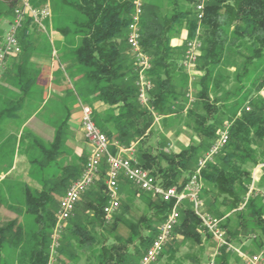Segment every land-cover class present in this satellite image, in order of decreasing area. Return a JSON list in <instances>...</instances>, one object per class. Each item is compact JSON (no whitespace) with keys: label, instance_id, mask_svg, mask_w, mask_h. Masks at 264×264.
Wrapping results in <instances>:
<instances>
[{"label":"trees","instance_id":"obj_1","mask_svg":"<svg viewBox=\"0 0 264 264\" xmlns=\"http://www.w3.org/2000/svg\"><path fill=\"white\" fill-rule=\"evenodd\" d=\"M61 2L72 13L83 18L81 21L73 20L72 23L61 25L57 29L65 39L78 38L77 44L69 50V57H65L57 47L59 44L56 42L55 46L53 42L56 54H59L57 58L60 65L71 62V67L82 69L84 84L68 89V92L70 91L68 96L73 94L78 99L94 95L97 100L115 106L117 109L114 117L115 132L103 128L95 121L107 136L111 153L115 154L117 150L111 145L112 140L127 147L131 140L143 139L149 134L147 132L152 124V114L167 111L174 105V101L179 100L177 87L181 86L178 84L186 80L187 76L177 62L183 58L186 42L194 39L198 30L195 0H164L166 6L162 8L153 4L152 0H142L140 43L143 51L151 56L152 67L148 76L154 85V90L151 88L148 94L149 107L141 105L138 101L134 61L129 59L124 49V45H127L126 33L133 0H61ZM3 4L5 8L0 12V19L9 22L17 7V0H5ZM163 9L168 10L162 13ZM200 22L203 31L199 35L202 42L197 60L201 62L198 69L201 68L203 72L197 78L196 85L199 86L197 100L207 113H212L218 109L210 105L209 85H212L213 93H216V88L220 84L219 75L213 73L225 55L229 53L242 55L240 71L236 73L238 78L247 75L252 65L263 62L260 74L251 81V87L245 89L248 95L253 90H261L264 85V0H207ZM31 25L36 26L32 18L27 16L17 35L20 52L15 56L22 54L24 58L17 64L15 59L10 60V56L14 55L6 58L3 72L16 67L12 77L18 84V95L5 102L2 100L0 105L4 110L0 111V119L18 117V111H23L25 104H30V108L35 107V110H40L38 107L42 106V101L39 103L37 100L42 95L39 96L40 93L33 91L36 83L33 71L38 69H35L33 63L28 64L29 67L25 63L26 56L36 50V44L32 40L33 33L29 28ZM181 28L186 32L183 45L172 46L171 40L177 36ZM45 36L44 47L48 49V55H51L52 45L49 37ZM72 104L73 102L67 104L64 116L57 115L52 120L46 118V122L55 128V137L50 145L33 139L37 155L43 158L45 164L49 162L56 164V159L64 156L63 146L69 137L67 121ZM249 104L248 110L244 108L239 115L233 113L228 118L230 125L227 143L201 170L203 183L201 197L205 198L208 212L215 217H224L222 226L227 232L226 235L228 234V240L235 237L240 229L250 230L255 233L254 240L260 249L264 247V204L261 198L250 196L244 207L238 209L251 182V169H248V165L253 167L264 161V99L257 95L250 98ZM46 107L48 108V105ZM93 118L95 120L94 116ZM207 120L208 117L205 115L196 116L195 123L200 134L198 145H190L172 153L163 151L152 153L147 149H138L134 154L138 165L148 169L163 187H183L195 168H191V162L195 157L198 160L217 138L219 130L216 132L215 128V131H210L205 127ZM57 168L61 169L62 177L52 185L44 182L40 189L35 190L27 184L21 186L23 212L31 216L35 227L27 231L17 219L0 225V264H46L49 235L57 208L56 206L53 210L54 193L62 188L64 192L82 170L76 165H57ZM104 169L102 166L101 174ZM261 181H264V169ZM122 184L147 194L143 202L151 210L150 218L141 215L136 222L127 225L128 231L124 237L117 236L115 243L109 247L101 245L97 254L93 256L95 264L137 262L155 238L159 225L171 207L170 202L139 190L125 179L120 181L121 193ZM150 196L156 199L152 201ZM106 201L107 198L103 194L98 203L86 205L92 212V217L87 220L90 228L80 224L78 219L64 228L69 237L65 235L61 237L56 264L60 262L65 264V260L75 256L71 253L73 243L81 247L82 251L89 253L92 252L93 246L98 245V239L92 230L95 223L103 227L106 223L103 217V206ZM232 214L235 217L234 224L231 225ZM117 221L114 215L110 230L115 228ZM199 225L198 217L190 205L185 203L168 243L174 237H181V242L200 244L202 235ZM206 236L212 239L207 233ZM167 244L157 259L163 251L172 249L167 248ZM230 255L231 253L222 251L216 256L215 264H229Z\"/></svg>","mask_w":264,"mask_h":264},{"label":"rangeland","instance_id":"obj_2","mask_svg":"<svg viewBox=\"0 0 264 264\" xmlns=\"http://www.w3.org/2000/svg\"><path fill=\"white\" fill-rule=\"evenodd\" d=\"M3 1L0 0V12L4 10V4ZM153 4L159 5L160 8L165 7L166 4L164 0H152ZM27 3L28 6H30L33 9L41 8L43 6H48L51 12V16L48 21H45L44 24H46L47 34L39 29L37 26H29L33 33L32 40L36 44V50L29 53V56H26L25 63L28 66V64L31 63V58L36 59H50L52 60H59L57 57L59 54H55V56L48 55V49L44 47L46 46V36L52 37L53 42H55L56 46V34L58 32V27L61 25H65L67 23H72L73 20L81 21L83 18L76 13H72V11L68 8H66L61 0H17V7L16 8H22L23 5ZM150 4V3H149ZM153 4L150 6L152 7ZM168 9H163L161 12L165 13ZM14 15V13H13ZM12 15V17H13ZM28 15H25V18ZM11 17V19H12ZM6 19H0V40L2 39V34L4 32V29L6 28ZM182 31H184L183 28L179 30L177 33V36L174 38H180ZM203 31V26L200 21H198V30L196 32V36L194 38L198 39L200 42H202L199 35ZM186 37V36H185ZM185 38L181 41V45H183V41ZM66 42L68 44L74 45L77 44L78 38H67ZM57 44H60L57 42ZM59 50H61V53L64 54L65 57H69L70 53L67 47L57 46ZM61 47V48H60ZM125 53L128 54L127 56L129 59L133 60V57L131 58V53L129 51V48L127 45H124ZM60 52V51H59ZM242 53L245 54V51L242 50ZM62 56V55H61ZM15 59V63H19L24 56L22 54L20 55H14L10 56L11 59ZM181 58V57H180ZM182 59L178 60V65H181ZM243 61L242 55L229 53L225 55L223 61L219 65V67L215 70L213 73L214 75H219L218 82L220 83L219 86L216 88V93H213V87L212 85H209V101L210 105L213 107H217V112L207 113L206 110L201 106V104L197 100L198 92H199V86L197 84V78L202 74L201 68L198 69L199 64L201 63L200 60H197L194 67L191 69L190 72L185 71L186 73V80H183L181 83L178 84L181 85L177 87V91L179 92V100L174 101V105L171 106L167 111L165 112H154L152 114V124L150 125L149 133L147 136H145L143 139L138 140H131L130 143H133L134 146V154L138 149H147L148 151L152 153H157L160 151H163L165 153H172V152H178L184 147H188L190 145H198L200 134H198L197 125L195 123L196 116L198 115H205L208 117V120L204 124L205 127H208L210 131L214 130L216 128V132L220 130L224 125L230 123L229 117L236 113L237 115L240 114V112L246 108L249 107V100L252 97H256L257 95L262 97L264 99V85L259 91L253 90L251 94H247L245 89L246 87H251V81L260 74L261 69V63H257L255 65H252L249 69V73L243 77H236V73L240 71V66ZM57 62V61H55ZM59 62V61H58ZM35 66V69H38L37 71L34 70L33 74L36 77V83L35 87L33 88V91H36L40 93L39 97L40 99H37L38 102L42 101L44 102V99H46L44 96L48 95L46 89L43 85L38 84L37 78L40 71V66L38 64L33 63ZM67 66H61L60 65V72L64 74L62 80L65 84L62 85V89L67 92L63 98L56 97L55 93H52V96L49 97V102L44 103L41 107L39 113L47 118L48 120H52L53 117H56L57 115L60 116L61 113H64L67 104L70 105V103L73 102V104H77L79 101L83 104H86L88 106H91L92 102V96L87 95L85 97H74L68 96L69 92L68 89L76 88L77 86H80L82 83L80 80L75 81V79L71 76H69L70 71L69 69H66ZM9 65L7 66V68ZM29 67V66H28ZM62 67V68H61ZM64 67V69H63ZM15 68L12 69H6L5 72H2V75L0 77V103L2 100L5 102L10 98H14L18 95V84L16 80L13 79V75L15 73ZM237 68V69H236ZM182 69H184L182 67ZM9 70V71H8ZM179 71V70H178ZM81 74V71L79 72ZM53 82V81H52ZM60 83V82H59ZM53 84V83H52ZM65 85V86H64ZM83 85V84H82ZM154 90V85L152 83V91ZM48 98V97H47ZM72 104V105H73ZM48 105V108L46 107ZM44 106V107H43ZM47 108V109H46ZM26 113L29 114V111H34L35 107L30 108V104H25ZM24 110V111H25ZM38 110V109H37ZM51 110V114L48 112ZM68 110V109H67ZM58 112V113H57ZM49 113V114H48ZM61 116H64V114H61ZM95 121L98 123V120L95 119ZM200 128V127H199ZM80 130H81V124H80ZM215 131V130H214ZM72 134V133H71ZM217 134V133H216ZM72 136V135H71ZM80 136V135H79ZM70 137V133H69ZM81 141L87 142L84 138L82 131H81ZM130 145V146H132ZM129 146V147H130ZM64 149V156L58 157L56 159V164L49 162L44 163L43 158H41L39 155L36 157H29V163L27 169H25L28 172V182L23 183L22 181L19 183L17 180H13L9 182L11 189L8 188L9 194H6V201L16 202L20 205H22V193H21V186L23 184H27L32 190L38 189L41 187L44 182H48V184L52 185L53 183L60 180L61 176V169L57 168V165H76L79 167V169L82 168L86 157L83 156H73L71 154V151L66 147V145L63 146ZM257 149V148H256ZM136 150V151H135ZM198 155V153L196 154ZM4 158V157H2ZM197 160V157L194 158V160L191 162V168L195 167V163ZM2 165V164H1ZM251 165H248V169H251ZM100 171L99 180L96 181L89 189H87L86 192H84L80 200L77 203L76 210L74 215L72 216L71 220H68L65 227H69L72 225L73 221L78 219L79 223L82 225H86L88 228L91 227L90 223H87V220L92 217V212H90L86 205L88 204H94L98 203L101 196L104 194V172ZM18 179V178H16ZM5 183V182H4ZM258 188L264 190V181L258 182V185H256ZM249 187V185H248ZM63 193V188L57 193H54V203H53V210L56 208L57 203L61 197V194ZM147 197V194L141 193L139 191H136L135 188L129 186V185H123L122 184V193L120 196V206L118 210L114 213V215L117 218V223L115 224V228L110 230V224L112 219L109 222H106L104 224V227L101 225H98L95 223V227L92 230L93 233L96 235L98 239V245L93 246V250L91 253L85 252L81 250V247L73 243V246L71 247V253L75 256L65 260V264H95V260L93 256L97 254L99 248L101 245H105L106 247H109L112 243H115V239L117 236H125L127 234L128 228L127 225L131 222H136L138 218L142 215L147 218H150L151 210L144 204L143 200ZM151 197V196H150ZM152 201L155 200L153 196L151 197ZM203 203H204V209L206 211V204H205V198L202 197ZM23 206V205H22ZM25 213V212H24ZM210 213V212H209ZM211 214V213H210ZM113 215V216H114ZM25 225L24 227L26 230H32L33 224H32V218L28 214L25 213ZM234 218L235 216L232 214L231 218ZM146 218V219H147ZM73 219V220H72ZM28 228V229H27ZM199 230L201 231L202 239H206V247L204 251L198 249L199 245L193 244L190 242H181V237H174L173 240H171L167 244L168 247H172V249H176V260L172 264H181V262L185 259H191V260H197L198 264H208L211 255H208L207 252H210L208 250L209 247L215 246V243L213 239H208L206 236V233L202 231L201 226L199 225ZM62 235L68 236L69 234L65 231L62 233ZM255 235L254 232L250 230H244L243 236L249 237L251 239H254L252 236ZM211 240V241H210ZM215 248V247H214ZM165 254V251H163ZM58 264H62L61 262Z\"/></svg>","mask_w":264,"mask_h":264},{"label":"built area","instance_id":"obj_3","mask_svg":"<svg viewBox=\"0 0 264 264\" xmlns=\"http://www.w3.org/2000/svg\"><path fill=\"white\" fill-rule=\"evenodd\" d=\"M207 0H195V13L198 21L204 15V7ZM132 11L126 33V43L133 57L137 87V98L141 105L149 107L148 94L152 88V81L148 72L152 67L151 56L143 51L140 43V22L143 14L142 0H133ZM32 18L39 29L47 34L45 21H48L51 12L48 6L33 9L27 3L22 8H15L14 15L9 21L7 29L0 40V77L5 69L6 58L20 52L18 31L22 27L25 15ZM52 45V56L56 51L53 47V39L49 37ZM201 49V42L194 38L186 42L181 66L190 72L194 67ZM81 131L90 145V153L77 178L72 180L61 195L54 213V225L49 235L48 258L46 264H56L60 240L67 221L74 215V211L81 195L99 180L102 164L104 170V194L107 198L103 206V217L109 222L120 204V181L125 179L139 190L158 196L165 202H170L171 207L158 227L157 234L141 258L134 264H153L164 246L171 238L173 228L176 226L180 216V210L185 203L190 205L193 213L198 217L201 228L211 236L215 243L213 257L208 264H215V257L222 251L235 253L243 264H264V247L255 253H246L236 247L228 240L226 231L222 226L224 217H215L204 209L201 197L203 183L201 170L207 162L213 160L214 156L227 143L230 123L224 125L218 132L217 138L196 162L188 181L181 188L177 186L163 187L159 181L146 168L138 165L134 153V146L128 147L129 156L122 155L123 149L115 154L111 153L110 142L105 133L97 126L92 108L79 102ZM248 110V107H246ZM264 161L257 163L251 169V182L248 191L238 209H242L250 196H259L264 204V190L256 186L258 175L263 172ZM256 238L255 235L252 236Z\"/></svg>","mask_w":264,"mask_h":264},{"label":"crops","instance_id":"obj_4","mask_svg":"<svg viewBox=\"0 0 264 264\" xmlns=\"http://www.w3.org/2000/svg\"><path fill=\"white\" fill-rule=\"evenodd\" d=\"M5 22L8 26L9 22L7 20H5ZM7 26L4 29L2 36L4 35ZM185 36L186 32L184 30L182 31L180 38H172L171 45L180 46L182 43L181 41L185 38ZM56 40L61 44V46L63 45L68 49H71L76 45V43L74 45L68 44L65 37L60 33L56 34ZM30 61L31 63H35L40 66L37 82L38 84L41 83L40 85H43L46 89L45 92L48 93V95L44 96L46 99H44L42 105L46 102H49V97L52 96V93H55V96L57 98H63V96H65L67 92L64 90V88L62 89V85L65 84L62 80L64 74L60 72V63L58 62V60H55L53 58L52 60L51 58H31ZM66 65H69V67L67 66V69H69L70 71L69 76L73 77L75 81L80 80L81 83L84 84V79L81 74H79L82 69L80 67H71V62L63 63V66ZM91 106L93 116L98 120L99 125L109 131L112 130L113 132H115L116 129L114 126V117L117 114V109L115 108V106H109L102 101L97 100L96 98H94V95H92ZM3 110L4 108L0 105V111ZM24 110L18 111V117L14 116L8 119H0V225H3L7 221L13 219H17L23 226L25 225V213L23 212V206L16 202L14 203L11 201H6V194H9L8 188L11 189V186L8 183L13 180H17L19 183L21 181L23 183L28 182V172L25 169H27L28 167V163L30 160L29 157H36L38 152L33 139H37L38 141L48 146L53 142L55 137V128L46 122V118L39 113V109L29 111L28 115L25 114L26 110ZM48 112L50 113L51 110ZM67 125L70 137H68L66 141V147L68 149L70 147L69 151H71V154L73 156L76 155L87 158L90 153L91 147L87 142L81 141L80 107H78L77 104L72 105ZM132 144L133 143H130L126 147L118 144L116 140L111 141V145L114 146L117 151L119 149L124 150L121 153L124 156L130 155L129 151L125 149H127ZM102 166L105 167L104 164H102ZM261 177L262 173L258 175V181L256 185H258V182H260ZM40 188L41 187H39L38 189ZM231 220L232 225L234 224V218H232ZM34 227L35 226L33 224V229ZM243 234L244 230L240 229L235 237H231V243L246 253H255L259 251L255 240L249 237L245 238ZM197 245H199L198 249L202 251L206 250V239H202L201 243ZM214 249V246L208 248L210 252H207V254L211 255L210 260L213 257ZM176 253V249L166 251L165 254L162 253L161 256L153 264H172L176 260ZM181 264H198V262L197 260L195 261L191 259H185L181 262ZM229 264H243V262L237 254L231 253Z\"/></svg>","mask_w":264,"mask_h":264}]
</instances>
